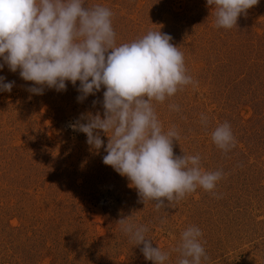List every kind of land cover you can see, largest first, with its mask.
<instances>
[{"label": "rangeland", "instance_id": "374dc122", "mask_svg": "<svg viewBox=\"0 0 264 264\" xmlns=\"http://www.w3.org/2000/svg\"><path fill=\"white\" fill-rule=\"evenodd\" d=\"M84 2L112 12L117 46L149 31L172 37L196 83L154 102L157 117L164 132L179 134L174 157L198 154L205 172L222 177L211 192L198 187L159 210L143 203L128 178L103 163V148L91 149L85 134L69 128L81 113L103 116L92 102L106 89L83 103L79 81L32 95V82L5 65L0 76L15 86L0 92V264H153L117 224L130 216L168 254L165 264H178L189 227L202 232L201 264H264V0L232 29L216 26L207 0ZM224 123L235 140L227 152L211 139Z\"/></svg>", "mask_w": 264, "mask_h": 264}, {"label": "clouds", "instance_id": "9594fccd", "mask_svg": "<svg viewBox=\"0 0 264 264\" xmlns=\"http://www.w3.org/2000/svg\"><path fill=\"white\" fill-rule=\"evenodd\" d=\"M259 0H207L214 6L216 26L236 27L241 14ZM112 12L99 4L88 7L84 0H0V71L5 65L20 78L32 82L26 90L43 95L45 86L57 92L76 87L78 103L96 96L103 87L100 111L81 113L69 124L72 131L86 135V143L99 152L105 165L127 177L143 203L155 202L157 210L180 201L201 187L211 192L222 177L221 171L205 172L200 156L174 157L173 141L179 134L164 132L154 102L163 103L184 86L195 83L186 74L183 54L160 31H149L131 43L117 46ZM15 81L0 76V92H11ZM179 111L178 106L170 105ZM207 124V118L202 117ZM102 135L108 138L106 147ZM213 143L227 152L235 140L228 123L211 133ZM121 218L117 224L141 249L146 260L165 264L167 253L153 247L146 238L148 228ZM197 227L181 234L177 247L178 264H201L205 249Z\"/></svg>", "mask_w": 264, "mask_h": 264}]
</instances>
